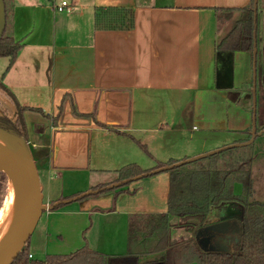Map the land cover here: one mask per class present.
<instances>
[{
  "label": "crops",
  "instance_id": "0c3cea01",
  "mask_svg": "<svg viewBox=\"0 0 264 264\" xmlns=\"http://www.w3.org/2000/svg\"><path fill=\"white\" fill-rule=\"evenodd\" d=\"M61 1L8 0L9 14L4 1L5 30L8 22L10 36L20 40L21 47L8 69V57H0L6 58L0 75L2 85L19 106L33 108L23 112L27 143L35 148L38 141L43 144L40 136H48L44 144L50 149L48 163L41 170L44 181L38 175L43 203L50 207L51 202L58 204L66 196L89 194L93 186L88 178L92 172L117 174L129 163L146 170L157 162H165L160 155L167 140L165 134L177 132L184 122L177 124L163 110H177L184 100H192V117L204 126L201 97L206 105L212 92L223 90L222 94L231 97L227 100L234 103L235 94H239L233 90L234 66L241 70L236 77L238 85H242V80L248 83L242 72L248 74L249 70L250 74L258 53L255 32L249 52L215 49L219 39L215 9L244 7L250 0H65L71 6L69 11L56 9ZM109 6L131 9L133 27L94 30V8ZM262 57L264 66V52ZM0 91L5 94L4 104L12 105L10 113L5 109L11 115L7 116L13 118L14 103L6 90ZM236 109L245 115L238 132L246 136L251 126L255 139L252 110ZM28 113L35 115L32 118L38 129H32L34 133L27 125ZM260 130H264V125ZM235 142L219 143L216 149L196 154L241 144ZM144 157L154 165L142 163L148 162ZM153 173L132 179L117 196L110 192L79 200L73 197L64 203H78L80 212L106 220L103 234L111 231L106 225L113 226L119 216L126 222V251L128 215L166 210L168 174L162 170ZM65 182L71 187L64 189ZM78 182L83 183L77 185ZM87 190L90 191L85 193ZM42 224V231H48V218ZM111 254L116 255H108Z\"/></svg>",
  "mask_w": 264,
  "mask_h": 264
},
{
  "label": "trees",
  "instance_id": "16d2710c",
  "mask_svg": "<svg viewBox=\"0 0 264 264\" xmlns=\"http://www.w3.org/2000/svg\"><path fill=\"white\" fill-rule=\"evenodd\" d=\"M256 3L257 0H250L244 7L215 9L217 31L225 21L232 22L231 28L216 41L217 51L249 52L253 49ZM133 24L131 9L113 6L94 8V30L127 29L133 27ZM20 47V40L3 33L0 38V57H8L6 69L14 62ZM0 88L6 90L16 110L13 118L0 114V128L27 140L23 112L33 108L19 106L1 81ZM245 141L238 140L235 143ZM141 147L147 152L144 146ZM253 157L251 145H232L180 165H173L178 160L168 159L145 170L136 163H129L117 170L116 179L112 182L116 183L115 186L102 183L91 187L89 194L80 196L81 193H77L64 198L75 197L79 200L88 195L98 196L107 192L117 196L124 190L120 188L133 178L149 176L154 174L155 169L172 165L162 170L168 174L166 210L128 215L125 253L108 255L83 244L70 253L46 254L44 259L37 260L28 258L26 244L11 264H264V196L256 194L257 176L252 169ZM4 181L5 177L0 173V196ZM235 184H240L239 193L234 192ZM225 202L238 204L240 214L232 221L236 222V229L234 238L227 241L228 245L227 238L224 244L214 247L203 246L194 237L177 243L169 242V229L172 226L170 216L177 217L182 224H192L196 230H204L211 224L209 219L213 211ZM53 203L52 210L66 204ZM214 222L216 225L212 228L221 231L224 220L217 218ZM175 224L178 225V222ZM149 256L156 258L141 260Z\"/></svg>",
  "mask_w": 264,
  "mask_h": 264
},
{
  "label": "rangeland",
  "instance_id": "374dc122",
  "mask_svg": "<svg viewBox=\"0 0 264 264\" xmlns=\"http://www.w3.org/2000/svg\"><path fill=\"white\" fill-rule=\"evenodd\" d=\"M4 1L6 3V12L9 14L8 0ZM231 25L232 22L229 20L222 24L221 29L219 30V39L231 28ZM254 32L255 44L258 48L257 57L256 60L254 59L252 62L250 74L249 70L248 74L242 72L243 77L248 80V83H243L245 80H242V85H238L237 82H239V80L236 77L241 73V70L238 71L235 69L236 65L234 66V74L236 75V77H234V84L236 82V85H234L235 88H233V90L239 92V94H235V98H233L234 103L227 100L231 97L222 94L225 92L223 90L216 93L212 92V94L208 96V102L206 105L203 104L201 97L200 117L204 126L195 122L192 117V106L195 104L192 100H184V104H182L183 106L178 107L177 110H163V114H167L169 117L173 116L177 124H180V122L184 123L182 124V128L177 132L174 133L173 131H169L165 134L167 140L163 142V153L160 155H162L161 159H163V161H166L170 157H176L175 159L178 160L177 162H180L188 158L197 157V155L203 151L207 152L210 149H216L215 147L216 145H220L219 143L233 142L243 138L244 140H247L245 143H248L244 146L251 145L254 152L252 169L257 176V181L255 182L256 194L257 196L262 197L264 196V130H260L264 125V80L262 77L264 76L262 57V53L264 52V3L262 0H257L256 3ZM4 34L12 35L8 22ZM254 61L255 64L253 65ZM5 67L6 58H0V75L3 73ZM236 87L239 88L236 89ZM244 94H250V97ZM4 96V92L0 91V114L10 115L9 113L12 105L8 102L4 104ZM234 104L236 106H234ZM237 107H246L248 111H250V109L252 110L251 120L254 122L255 130L257 129V136L253 141L251 140L252 134L250 133V131H252L251 126L248 127L247 131H249V133H247L246 136L244 133L238 132L241 127L240 125L244 123L245 115L242 114V111L237 110ZM5 108L8 109L9 113ZM25 116L30 131H32V129L37 130V123H35V119L32 118L35 115L33 113H28L27 115L25 114ZM222 117H227V119ZM222 119H224L226 125L225 130L221 129L223 128L221 126ZM209 122L211 124H208ZM163 132L165 133V130H163ZM31 133L34 132L32 131ZM40 138L43 139V144L38 141L37 147L35 148L30 142L27 144L36 170L38 174L40 173V179L41 181H44L41 170L48 163L50 149L44 145L48 142V136L42 135ZM9 145L12 146L11 143H9ZM144 160H148V162L142 163L150 165L149 167L154 165L152 160L146 159V157H144ZM92 173L93 174H91L90 178H88V180L90 179L91 186L101 183L109 184V186H112L113 184L116 185V183H112L116 179V173L106 171L101 172V170ZM80 178L82 177L80 176ZM75 180H77V176L75 177ZM7 183L8 181L5 179L4 185L1 189V207L7 192ZM82 183L83 182H78L77 185ZM64 185V189L71 187L67 185L66 182ZM89 191L90 190H87L85 193ZM234 192H240V184L234 185ZM43 195H46L45 190H43ZM77 204L78 203H68L51 211H43V214L41 215L42 218L40 217L41 219L37 224L36 230H34L27 243L26 248L28 253L31 254V257L28 256V258L42 260L46 254L70 253L81 247L83 244H87L94 250L107 252L108 254L122 253L125 251L124 227L126 222L121 221L118 216L113 226L112 224L106 225L111 231L107 234H103L104 223L108 222L104 219L100 220V217L94 219L93 214L90 215L88 212H80ZM238 206L239 205L236 203H222L219 208L213 211V216L209 219L211 224L207 225L206 229H204L205 231L203 229L196 230L192 224H182L177 217L170 216L169 222H171L172 226L169 229V242L177 243L194 237L201 245H210V247H214L224 244L225 238H227L226 245H228L227 241L234 238L233 234L236 229V222L232 221L235 217H239L240 215L238 212ZM44 218H48L49 225L48 231L45 232L42 231V222ZM217 218L224 220V224H220L222 225L221 231H215L214 229L218 228H212L215 225L216 222L214 221ZM99 221H102V223ZM177 222L178 225L175 224ZM96 225H99V228H97ZM215 235L220 237H215ZM153 258L156 257L149 256L142 258L141 260H152Z\"/></svg>",
  "mask_w": 264,
  "mask_h": 264
},
{
  "label": "water",
  "instance_id": "95a60500",
  "mask_svg": "<svg viewBox=\"0 0 264 264\" xmlns=\"http://www.w3.org/2000/svg\"><path fill=\"white\" fill-rule=\"evenodd\" d=\"M5 24V4L3 0H0V38L4 33ZM0 136L11 143L13 146L12 147L11 145H9V147H7L0 144V173L3 174L5 179L8 182H11L19 191L21 197L24 200L25 207L23 219L18 223L17 227L10 234V236L0 245V264H11L31 238V235L43 211L48 210L51 207L43 203L39 175L30 154L27 141L24 138H17L11 134H8L1 128ZM253 139L254 134H252L251 140L253 141ZM245 144L248 143L233 145ZM230 146L232 145L224 146L220 149ZM218 150H215L208 154L214 153ZM208 154L188 158L173 165H180L184 162L192 161L204 157ZM169 167H172V165L164 166L153 171L165 170ZM65 201L67 202L69 201V199L62 200V202Z\"/></svg>",
  "mask_w": 264,
  "mask_h": 264
},
{
  "label": "bare ground",
  "instance_id": "6f19581e",
  "mask_svg": "<svg viewBox=\"0 0 264 264\" xmlns=\"http://www.w3.org/2000/svg\"><path fill=\"white\" fill-rule=\"evenodd\" d=\"M0 144L9 147V143L0 136ZM7 192L0 209V245L15 230L25 213L24 200L11 183H7Z\"/></svg>",
  "mask_w": 264,
  "mask_h": 264
},
{
  "label": "built area",
  "instance_id": "2783aa9c",
  "mask_svg": "<svg viewBox=\"0 0 264 264\" xmlns=\"http://www.w3.org/2000/svg\"><path fill=\"white\" fill-rule=\"evenodd\" d=\"M56 9H64L66 11H69L71 9V6L67 1L62 0L58 5H56ZM28 256L31 257V254H28Z\"/></svg>",
  "mask_w": 264,
  "mask_h": 264
},
{
  "label": "flooded vegetation",
  "instance_id": "af4514ba",
  "mask_svg": "<svg viewBox=\"0 0 264 264\" xmlns=\"http://www.w3.org/2000/svg\"><path fill=\"white\" fill-rule=\"evenodd\" d=\"M218 221V220H217Z\"/></svg>",
  "mask_w": 264,
  "mask_h": 264
}]
</instances>
